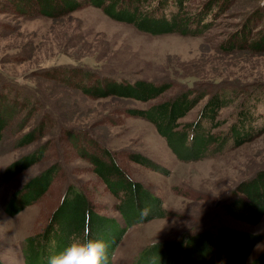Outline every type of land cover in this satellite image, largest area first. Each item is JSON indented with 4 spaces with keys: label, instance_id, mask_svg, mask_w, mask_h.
I'll return each instance as SVG.
<instances>
[{
    "label": "rangeland",
    "instance_id": "obj_1",
    "mask_svg": "<svg viewBox=\"0 0 264 264\" xmlns=\"http://www.w3.org/2000/svg\"><path fill=\"white\" fill-rule=\"evenodd\" d=\"M207 1L187 0L186 5L196 13ZM8 2L0 0V110L8 121L0 140V258L4 264H26L25 237L45 228L70 184L83 189L98 211L120 218L115 209L118 198L84 155L102 147L133 178L161 195L173 212L130 228L125 244L135 245L130 253L124 247L125 254L121 250L114 264H135L150 242L206 228L217 230L223 224L264 234V215L259 222L249 223L225 208L238 195L233 192L236 185L264 169V132L217 156L181 161L151 121L124 111L186 89L229 93L237 89L240 96L220 110L226 121L217 130H226L236 117L243 92L264 85V51L225 50L222 43L244 30L249 20L256 19L252 23L256 35V26L264 25V0H224L222 8L213 7L210 26L198 34H152L94 5L48 16L6 10L11 6ZM97 76L169 81L172 86L148 102L118 95L93 97L80 84L90 85ZM207 99L208 95L181 120L195 119ZM31 130L34 141L19 145ZM38 147L45 148L41 160L3 180L9 162ZM139 153L169 172L137 162L133 157ZM52 167L56 170L52 185L35 204L15 215L4 210L15 188ZM263 251L264 240L255 245L248 261Z\"/></svg>",
    "mask_w": 264,
    "mask_h": 264
},
{
    "label": "trees",
    "instance_id": "obj_2",
    "mask_svg": "<svg viewBox=\"0 0 264 264\" xmlns=\"http://www.w3.org/2000/svg\"><path fill=\"white\" fill-rule=\"evenodd\" d=\"M186 1L9 0L11 6L4 8L22 14L58 16L86 5H94L110 17L130 22L152 34H198L213 21L212 16L208 18L213 13V7L217 5L218 9L222 8L224 3V0H209L203 9L191 13ZM255 20H249L244 30L240 29V33H234L224 40L223 49L264 51V25L260 22L256 26L254 36L252 23ZM87 84L82 83L80 87L93 97L118 95L145 102L164 95L172 86L169 81L99 76L93 78L92 84ZM243 94L236 117L226 130H217L226 121L220 117V110L240 96L237 89L231 93L224 89L212 92L186 89L147 106H127L124 111L151 121L178 159L196 161L222 154L264 132V85H257ZM206 95L208 99L197 117L181 120ZM7 124L6 115L0 110V140ZM35 138L33 131H28L19 139V145L31 143ZM44 149L35 148L9 162L3 170V180L12 179L41 160ZM89 152L84 155L92 161L94 171L118 198L115 209L119 211L120 218L99 212L83 189L70 184L45 228L25 237L22 248L26 264H47L48 257L62 249L70 235L83 237L85 233L89 234V238L108 242L111 263V255L129 227L173 215L164 205L162 196L143 181L133 178L107 148ZM133 159L165 174L169 172L165 166L146 155L134 154ZM55 171L53 167L46 168L15 188L5 202L4 210L15 215L38 201L51 187ZM233 192L238 195L226 204L227 212L249 223L259 222L264 215V169L241 180ZM262 240L264 234L261 232L223 224L217 230L206 228L194 233L184 232L179 237L152 242L140 252L136 264H170L173 259L178 260L179 264H264V251L248 261L253 248ZM181 252L183 255H180ZM0 264H4L1 258Z\"/></svg>",
    "mask_w": 264,
    "mask_h": 264
},
{
    "label": "clouds",
    "instance_id": "obj_3",
    "mask_svg": "<svg viewBox=\"0 0 264 264\" xmlns=\"http://www.w3.org/2000/svg\"><path fill=\"white\" fill-rule=\"evenodd\" d=\"M47 264H110L109 244L103 239L72 234L58 252L50 255Z\"/></svg>",
    "mask_w": 264,
    "mask_h": 264
},
{
    "label": "crops",
    "instance_id": "obj_4",
    "mask_svg": "<svg viewBox=\"0 0 264 264\" xmlns=\"http://www.w3.org/2000/svg\"><path fill=\"white\" fill-rule=\"evenodd\" d=\"M37 202V201H36ZM35 202V203H36ZM35 203H33V204H35ZM33 204H31V205H33ZM30 206V205H29ZM28 207V206H27ZM55 209V208H54ZM100 212V211H99ZM101 213H103V212H101ZM141 223H143V222H140V223H137V224H135V225H133V226H131V227H129L128 228V230L125 232V234L123 235V237H122V239L119 241V243H118V245L116 246V248H115V250H114V252H113V254L111 255V263L110 264H114V262H115V260H116V255L117 254H119L120 253V251L122 250V254H125V252H124V247H125V250H126V252L128 253V250H129V253H130V251H131V249H132V247L135 245V243H131V245L129 246V245H127V243L125 244V241L127 240V236H128V231H129V229L130 228H132V227H134V226H139ZM34 233V232H33ZM125 244V245H124ZM149 244H151V242L149 243ZM148 244V245H149ZM138 259V258H137ZM137 261V260H136ZM178 262V264H179V261L178 260H175V259H173L171 262H170V264H176ZM135 264H136V262H135Z\"/></svg>",
    "mask_w": 264,
    "mask_h": 264
}]
</instances>
